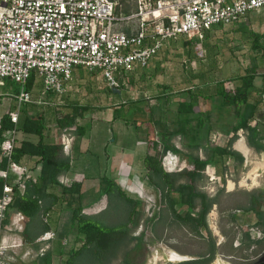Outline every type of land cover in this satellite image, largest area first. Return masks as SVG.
I'll return each mask as SVG.
<instances>
[{
    "label": "rangeland",
    "instance_id": "obj_1",
    "mask_svg": "<svg viewBox=\"0 0 264 264\" xmlns=\"http://www.w3.org/2000/svg\"><path fill=\"white\" fill-rule=\"evenodd\" d=\"M116 1L119 7L127 6L130 9L134 8V0ZM263 9H261L262 11L259 10V12L261 11L260 13L251 14L249 17L253 25H256L255 27L259 28L260 31L259 24L260 22H264ZM134 24L135 22L128 21L118 26L124 28L127 25L129 27L134 26ZM253 25L251 27H248L247 25L243 27L242 24L240 29L234 28L235 30L231 27L225 26L224 28H216L210 32L208 31L207 48L205 46L204 48H199L197 44L200 43V41L188 39L184 35H179L176 39L166 40L161 50L151 57L145 67L136 65V71L134 70L133 72H127L124 74L120 72L119 74H116V78L121 81V84L123 82L122 85L124 89L120 90L121 96L118 97L117 93L106 89L102 83H99L100 86L96 93H91L90 89L86 88L85 91H88L87 97L89 98V102H97L98 105L103 106L107 100H111L114 96H117L116 99L112 100L113 105L111 107H114L115 104L116 106L122 105V108L119 110V116L127 118H145L152 114V117H158L165 121V124L170 128H175L179 125L177 121L178 116L176 115L177 101L181 98H187V91H185V88L188 85L199 84L204 81L211 82L216 79L226 78L228 75L231 76L236 73H243V67L250 65L251 63H257L255 59H251L252 57L249 51H245L248 52L246 56L243 55L245 50V47H243L244 40L250 45L254 42V32L257 29H255ZM232 26L237 28L235 24ZM186 40H191L192 43L186 44ZM259 42L264 45V37H261ZM258 61L261 64L263 63L264 58L259 56ZM74 69H76L78 75H81L86 68L78 66ZM94 72L100 76L97 70ZM85 79L89 81V76L85 77L83 80ZM255 82L260 83L261 77L257 76ZM19 89L20 86L10 79H0V114L3 113L6 106H9L11 99L14 100L13 95L17 93ZM41 89L42 79L37 76H32V83L29 89L31 94L40 95ZM164 93L168 94L164 95ZM40 105L47 106L46 104ZM198 109L201 110L202 125L200 126V129L199 127L196 128L197 121L192 120L190 122V131L188 130L185 135L175 136L171 140V142L180 149V153L177 155L180 159L181 164L179 167L181 168L189 167L188 159L185 156V153L189 151L186 144L192 141V136L195 132H209L208 140L210 138L212 146L221 147L226 144L228 140V136L225 137L226 135L222 134L221 131L224 128H229L234 119L232 107H221L220 100L217 97H214L208 101L199 98ZM45 110L46 109L44 108L43 114H45L47 127H49L52 132L57 133V135L54 136L57 143H71L74 136L78 135L76 133V125L85 124L84 127L88 128L92 134L93 139L91 141H93V143H96L97 141H94V135H96V132L99 129H106V127H109L110 132H107L108 137L110 138L114 136L115 138L114 142L113 138H110L109 141V167L113 163L117 164L121 161L125 162V160L130 161V163L134 162L132 161L134 159L132 158V160H130V157L128 156L130 150L129 144L133 141L134 137L135 126L133 123H126L122 118L118 117L116 119L111 118L109 121H105V123L102 124L100 122L101 119L106 115V112L110 113V111L106 110L105 113H103L99 109H92L85 113L86 115L82 117L83 119L78 117V120H76L75 123L73 122L74 124L72 123L69 128L67 127L62 130V126L59 124L60 120L63 118L61 111L56 110L55 112H50ZM111 111L113 112V110ZM30 114L34 115V113L31 112ZM158 129L159 128L156 124L149 125L140 122V128L137 131V135L139 139H147L148 137L157 139ZM237 135V139L241 136H245L243 129H238ZM16 136L17 139H19L22 137V133L18 132ZM98 137L100 138V136ZM197 140L200 141V139ZM85 142H87V140ZM116 149H120L119 151L121 152L117 153L115 151ZM62 150L64 155L69 153L67 149L64 151L63 146ZM65 152L67 154H65ZM140 153V149L138 148L137 155ZM201 155L205 156V152H201ZM83 156L84 159L81 160V162L83 164L85 163L84 165L86 168H89L91 165L90 163H92L93 160H91V157L88 158L89 156H87V153ZM138 158L140 159L139 156ZM250 159L251 161L249 160L248 164L244 161V163L238 168L233 167L231 164L228 170H226L224 178L219 175V172H216V176L210 179L205 171H203L204 174L202 179L196 181L198 189L204 191L210 197L213 195L218 201L219 211L217 212L216 210V228L215 230L212 228L213 230L204 231L211 239L213 238V233H217L216 237L221 241V244L217 249L214 260L218 259L221 264H264L263 231L261 230V242L254 244L250 248H246L241 244L242 235L246 228L254 226L248 223V221L244 223L237 219L236 222H233L230 219V215L235 213V211L230 210L229 207L243 204V187H249L252 180H247L246 185H240L239 182L247 175L249 169L252 167V161H262L261 155L256 156L255 153L251 155ZM87 162L90 164L89 166ZM228 166H225L226 169ZM255 168L256 166L251 169V172L254 171ZM33 169L34 167L30 170L33 171ZM259 172L264 176V168L259 169ZM108 176H110V173H108ZM139 177L142 181L137 183V185L142 188V185L145 186V181L143 180L144 177L142 175ZM227 180H233L236 187V190L230 194L226 192ZM61 181L67 183L64 179H61ZM57 188L60 189V186H57ZM131 196L140 201V213L136 217L138 225L132 227L130 230L131 235L134 238L124 240L118 245H111V247L107 249L98 245L89 246L83 254L74 259L73 264L170 263L167 260L163 261V259H158L156 261L152 260L155 253L154 250L157 248L158 254L166 259L164 252L167 247L164 244L171 246L170 243H174L175 241L182 243L181 229L174 228L168 231L163 237V241H158L156 246H149L145 241V235L147 233L146 225L151 211L155 212L156 215L161 208L170 211L168 204L161 200V203L163 204L165 202L166 206L159 207V209L157 208L159 204V202L157 203V191L155 196L152 197V204L150 205L151 207L149 206V211H144V204H149L148 201L145 202L143 196H140V198L134 194ZM106 198L109 200L108 207L96 217H93L92 221L96 222L103 230L123 228L129 215V204L119 198L115 191L106 195ZM154 203H156V205H154ZM63 205L65 207L67 206L66 203H63ZM154 206L156 209H154ZM151 208L153 210H151ZM82 211L86 214L91 213L88 212V210ZM161 212L163 211L161 210ZM153 215L154 213L152 216ZM168 215L173 217L171 212ZM62 217L66 216L62 215ZM56 222H58V219ZM23 226V220L18 218V214L12 213L10 224L4 229H0V264H40L38 255L48 248H55L57 246L56 244L61 246V251L65 255L63 258H66L71 247H73L76 231L75 228L70 229L68 225L64 228L61 226L60 231H58L60 232L59 235L53 229L55 236L51 240L39 241L37 238L35 243L27 242L21 235L20 232L22 231ZM141 231L143 234L142 239L139 242L136 237L140 235ZM157 238L159 240L162 239L160 237ZM55 239L56 242H52V240L54 241ZM80 243L81 242H78V245H80ZM35 244L38 245V248L35 247ZM203 247L206 248V245ZM199 248L202 247H195L193 249L198 250ZM56 255L59 256V254L53 255L52 263H57L59 261V257ZM169 257L171 259L181 258L180 255L172 251L170 252ZM60 262H64V259Z\"/></svg>",
    "mask_w": 264,
    "mask_h": 264
},
{
    "label": "trees",
    "instance_id": "obj_2",
    "mask_svg": "<svg viewBox=\"0 0 264 264\" xmlns=\"http://www.w3.org/2000/svg\"><path fill=\"white\" fill-rule=\"evenodd\" d=\"M134 8L130 9L127 6L119 7L118 3L115 6V13L128 14ZM234 24L222 25L218 24L213 26L210 30L216 28L231 27L233 30ZM238 24H236L237 26ZM235 28V29H234ZM205 33L204 39L197 44L200 48H207V35ZM260 35L254 34V42L249 45V50L253 53L252 59L261 56L264 58V45L259 42ZM191 40H186V44H191ZM258 66L255 63L243 73H236L226 78L216 79L211 82L204 81L199 84H191L185 88L187 91V98L180 100L176 106V115L179 125L175 128H170L165 124L162 119H156L154 122L158 126L157 136L158 139L148 137V149L142 158L144 167L147 170V176L150 181L159 189L161 200H165L168 204L169 210L175 220L181 224L186 225L187 228L200 235L201 229L209 230L207 225V214L209 213L214 199L198 189L196 181L202 179L203 171L206 164L215 158H218V164L223 162L226 158L234 157L238 164H242L243 156L236 150L232 149V143L237 139L238 129H245L248 132V140L256 149L264 150L263 133L257 124L250 125L249 122L256 120L261 115V109L264 106V100L261 94L256 95L255 78L258 73ZM96 74L94 71H90ZM263 83L261 89H264V76H262ZM32 83V76L28 81L27 89L31 94L30 86ZM90 89V88H89ZM108 90L112 91L111 88ZM255 92V93H254ZM47 93L45 96L48 97ZM168 93H164L167 95ZM31 97L33 102L29 105L34 106L37 100H34V95ZM40 97V96H39ZM217 97L220 100L221 107H232L234 119L231 122L227 134L228 140L225 146L216 147L209 152V157L200 158L197 151L201 146L199 137L200 132H195L192 136V141L187 143L189 152L185 153L188 159L189 167H183L178 171L168 172L163 169L162 157L168 151L180 153V149L171 143L173 137L178 135H185L189 128L190 122L196 120V128L202 125L201 110L198 109V99L204 100ZM88 105V104H87ZM85 106L71 105L66 111L70 113L69 116H64L59 124L62 127H69L77 116H82ZM14 108V105L11 109ZM119 107L113 108V118H122L126 123H136L139 119L127 118L119 116ZM10 110V109H9ZM8 110V111H9ZM8 111L0 115V143L5 137V133L16 128L17 132L23 134H32L37 136V140L33 141L28 138L16 139L15 145L11 152V159L16 162H23L26 158H35L36 164L40 165V170L36 176V180L31 179L26 181L24 191H20L16 183L13 182V175L10 174L5 178L0 173V197L3 194V184L10 183L12 185L11 199L6 204L2 217L0 218V229H4L11 222L12 213H20L23 215L24 226L21 235L27 242L35 243L37 238L44 232L51 230L54 225L52 219V212L55 206L62 203L67 204L70 209V220L75 227L76 235L75 242L77 244L72 247L65 258L64 262L52 263L53 252L50 248L46 249L41 255H38L40 264H73L74 259L88 249L89 246L98 245L107 249L111 245H118L122 241L129 238H134L131 235V228L138 225L137 215L140 213L138 205L133 198H130L112 179L106 175L100 177L101 187L100 192L108 195L110 192L115 191L129 206V215L123 228L103 230L96 222L92 221L93 216L84 213L83 206L80 199L81 182H73L70 185H64L59 181V175L65 173L69 169V156L63 154L62 144L57 142L45 141L47 121L43 110H34V115L30 114L32 107H23L19 113V118L14 124ZM80 114V115H78ZM146 120H141L144 123ZM73 123V124H74ZM85 127L83 125H76V133L82 135ZM190 131V130H189ZM230 132V133H229ZM197 138V139H196ZM7 165V158L1 157L0 170H4ZM225 166L218 167V172L224 174ZM60 186V193L54 190ZM61 198V200L59 199ZM60 200V202H58ZM180 202L188 207V210L181 215L175 209L176 202ZM193 210H196L195 212ZM49 212L48 221L45 222L42 215ZM259 224L263 226L264 233V220H260ZM143 232L136 237L140 242ZM78 242H81L78 245ZM261 242V238H252L248 230H245L242 235L241 244L250 248L254 244ZM38 248V245L35 244ZM214 243H209V252L202 254L196 258L181 261L173 264H211L216 254ZM61 254V252H59Z\"/></svg>",
    "mask_w": 264,
    "mask_h": 264
},
{
    "label": "built area",
    "instance_id": "obj_3",
    "mask_svg": "<svg viewBox=\"0 0 264 264\" xmlns=\"http://www.w3.org/2000/svg\"><path fill=\"white\" fill-rule=\"evenodd\" d=\"M135 10L116 14V0H0V79L8 78L20 89L13 95L14 108L8 111L16 124L23 107L33 102L27 89L31 76L42 79L40 95L61 94L73 77L75 67L97 70L111 89H117L120 72L134 65L145 67L166 40L184 35L202 41L213 26L237 24L250 12L264 8V0H134ZM133 21L134 26L118 25ZM120 105L115 104V107ZM15 127L5 133L0 155L7 165L3 177L13 175V182L24 191L26 181L36 180L31 170L11 159L17 139ZM68 148L66 142L61 143ZM177 153L168 150L162 165L171 167ZM40 170V168H39ZM206 166L211 178L215 173ZM12 185L3 184L0 218L11 199ZM18 218L24 220L23 215ZM48 221L49 212L42 215ZM251 237L260 238L261 229L247 228ZM53 230L44 232L39 241L51 240ZM42 254V253H41ZM40 254V255H41Z\"/></svg>",
    "mask_w": 264,
    "mask_h": 264
},
{
    "label": "crops",
    "instance_id": "obj_4",
    "mask_svg": "<svg viewBox=\"0 0 264 264\" xmlns=\"http://www.w3.org/2000/svg\"><path fill=\"white\" fill-rule=\"evenodd\" d=\"M260 12L259 11H253V12H250L247 15H245L240 20V22L237 23L238 25H237L236 29H240L242 24H243V27L245 25H247L248 27H251L253 25V23H252L251 19L249 18L250 15L254 14V13H260ZM255 26L256 25H253V27L257 30H255L254 34L260 35V38L264 37L263 36L264 35L263 34L264 33V22H260V24H259L261 31L259 30V28H256ZM249 45L250 44H248V42H246V40H244V42H243V47H245L244 52L249 51L251 53V57H252L253 53L249 50V48H248ZM244 52H243V55L246 56V54H248V52H245V53ZM258 58L259 57L255 58V61H257L256 65L258 66V71H259L257 73V76L261 77V82L260 83L255 82V87H256L255 91L257 92L256 95L261 94V96L263 97V100H264V89L263 90L261 89L262 88L261 84L263 83L262 76H264V61H263V63L260 64L258 61ZM251 64L243 67V74L247 71V69L249 67H251ZM135 68H136V65H134L133 69L131 71H129L128 73L133 72L134 70L136 71ZM73 71H74L73 77L70 81H68L66 83V89L63 93H61V94L53 93V94H50L48 97H46L45 95L41 96L39 94H32V96L34 95V97H33L34 100H37V104L32 106V105H29L30 103H28L25 105V107H29V106L32 107L31 113H34V110H39V111L44 110V108L46 109L45 111H50V112H55L56 110H60L61 113L63 114L62 117H64V116L70 115V113H67L66 111L70 108L71 105H78L81 107V106H85L88 104L87 107L84 108V110L82 112V116H77L75 118V121L78 120V117H81L80 119H83L82 117H84L86 115L85 113L88 112L89 110H92V109L93 110L99 109L103 113H105L106 110L110 111V113H107V112L105 113L106 115L103 116V119L105 118L104 120L101 119L100 122L102 124H104L105 121H109L111 118L113 119V112L111 110H113V108H115V106L111 107L113 105L112 100L116 99L117 96H114L113 99H111V100H107L105 102V104H103V106H102V105H98L97 102L96 103L95 102H89V98L87 97L88 91H85L86 88H88V89L90 88L91 93L98 92V87L100 86L99 83L100 84L102 83V85L106 89H109V87L106 85V83L103 81V79L97 74L90 73V70L85 69L81 73V75H78L76 73V69H74ZM87 76H89V81L86 79L83 80ZM228 77H229V75H228ZM122 84H123V82H122ZM122 84H120V86L117 88V91H113L114 93H117L118 97L121 96L120 90L124 89ZM180 100H184V99L181 98ZM208 100L209 99H207L206 101H208ZM177 103H178V101H177ZM14 104H15L14 100L11 99L9 106H6L3 113L8 111L9 109H11ZM40 104H46L47 106H43ZM260 112H261V115H259L256 118V120L250 121L249 124L250 125L257 124L258 127L261 129L263 135H264V106L262 107ZM150 113H152V112H150ZM109 114H110V116H109ZM78 115H80V114H78ZM136 119H139V121L134 123V126H135L134 137H133V141L130 142V144H129L130 150H129V155H128L130 157V160H132V158L134 159V160H132V161H134L133 162L134 165H133V163H130V161L125 160V162L121 161L117 164L113 163L109 167V165H108V161L110 158V152L108 149L109 141H110V138H113V142L115 141L114 136L110 137V138L108 137L107 132H110L109 127H106V129H99L96 132V135H94V139H95L94 141L97 140L96 143H93V141H91L93 138H92V134L88 128H85L84 133L82 135L74 136V139L72 140L71 143H67L68 144L67 150L69 153L67 154L65 152V154H67L66 156H69V158H70L69 169L67 172L61 173L59 175V181L61 183H63L64 185H70L73 182H81V187H80L81 204L83 206V210H88V212H91L90 214H88L90 216L96 217L99 213H101L104 209H106L108 207V204H109V200L106 198V195L102 194L100 192V187H101L100 177L102 175H106L107 177L112 179L130 198H133L136 202V205H138V209H139V202L140 201L137 198L131 196L132 194L138 196V198H140V196H143L144 201L145 202L148 201L149 204H146V203L144 204L145 205L144 211H149V209L151 207L150 205L152 204L151 203L152 197L155 196V193L157 191H158L157 203L159 202L157 208L159 209V207L166 206L165 200H163V201H165L163 204L161 203L162 201H161V197H160V191L148 178L147 170L144 167V164L142 161V158L145 155V153L147 152L146 150L148 149L147 139H143V138L139 139V137L137 135V131L140 128V121L141 120H146L144 122L146 124L154 125L155 124L154 121L156 119H159V118L158 117H152V114H150L149 116H146L145 118H136ZM84 125L85 124L83 123V126ZM66 128L67 127H62L61 129L63 130ZM45 131H46V135L44 138L45 141L57 142L54 139V136H56L57 133L52 132L49 127H47V129ZM227 131H228V128H224V129H222L221 133L225 134L226 135L225 137H227V136H229V134H227ZM243 131H244L245 136H243V137L241 136L240 138H238L235 141L234 144L232 143V146H231L232 149L238 151L243 156V162L242 163H244V161H245V163L248 164L249 160L251 161L250 157H251V155H253V153H255L256 156L261 155L262 161H260V162L252 161V164H253L252 167L249 169L247 175L244 176L243 179L239 182L240 185L241 184L246 185L247 180H249V179L252 180V183L249 187H243V204H237V205L229 207L230 210L235 211V213H232V215H230V219L233 222H236L237 219L241 220L244 223L248 221V223L252 224L253 226H256L257 228H259L263 231V226L261 224H259V221L264 220V176L259 172V169L264 168L263 167L264 150L256 149L251 143H249V140L247 138L248 132L245 129H243ZM200 133H201V136L199 137V139H200L201 146L198 148L197 151H194V152L198 153L200 158L204 159V158L209 157L210 150H212L218 146H212V144L210 143V138L208 140V133L209 132L205 133V132L201 131ZM98 136H100V138ZM20 138H28V139H31L33 141L37 140V136L32 135V134H23L22 133V137H20ZM86 140H87V142H85ZM241 140H242L243 148H237L236 143L238 141H241ZM262 141L264 143V137H263ZM225 145L226 144H224L223 146H225ZM138 148L140 149L141 153L137 155ZM119 150L120 149H116L115 151L117 153H120L121 151H119ZM113 152H114V149H113ZM122 152H124V151H122ZM201 152L202 153L205 152V156L201 155ZM86 153H87V156H89L88 158L91 157L92 158L91 160H93V162L90 163L91 165L88 164V162H87L88 166L90 165L89 168H86V166L84 165L85 163L83 164L81 162V160L84 159L83 155H85ZM121 154H123V153H121ZM177 154H179V153H177ZM138 156L140 157V159L138 158ZM137 159H138V164H137ZM0 160H1V155H0ZM35 160H36L35 158H26L23 160V162H21V164L26 165L29 169L34 167L33 171L31 170V172H32V174H35L37 176L39 173L40 165L36 164ZM217 160H219V159L216 158V156H215V158L210 160L206 164V166L209 167V170H208L209 172H210V170H212V172L216 174V172H218L219 166H221V165L228 166L229 165L227 167V169L225 167L223 175H222V173L219 172V175L222 178H224V176L226 175V170H228V168L231 166V164L235 168H238L239 166L242 165V164H238V162L235 160L234 157L226 158L223 162H220L219 164H218ZM180 164H181L180 159L178 158L177 164L175 166L172 165L169 168L164 166V165H162V166H163V169L165 171L174 172V171H178L181 169V167H179ZM254 166H256V168L254 171L251 172V169ZM108 173H110V176H108ZM141 175L144 177L143 180L145 181V186L142 185L141 186L142 188H140L137 185V183H140L142 181L141 178L139 177ZM61 179L66 180L67 183L62 182ZM254 181H255V183H254ZM226 186H227L226 192H228L229 194L234 192V190H236V187H235L233 180H227ZM54 190L56 191V193H60L59 188L56 187ZM118 197L121 198L119 195H118ZM211 197H213L214 203H213L209 213L207 214L206 220H207V225L209 226V230H211L212 228L215 230L216 224H217V222H216V210H217V212L219 211L218 210V201L216 200V198L213 195ZM59 199L61 200V198H59ZM60 200H58V202H60ZM63 203H65V202H63ZM63 203H62V206L60 208H59V204H57L55 206V209L52 212V219H53L55 225H54V227L51 228V230L54 229L58 235L60 234V232H58V231H60L61 226L64 228V227H66V225H68V227L70 229L75 228L74 225L71 223V220H70V209L67 208V206L65 207L63 205ZM154 205H156V203H154ZM154 209H156L155 206H154ZM175 209L177 210L178 213L183 215L188 210V207L177 201L175 204ZM151 210H153V209L151 208ZM161 210L163 212H161ZM193 211L195 212L196 210H193ZM153 213H154V215L152 216ZM157 213L158 214L156 215L155 212L151 211L150 217H148V220H147L148 221V223L146 225L147 233L145 235V241L147 242V244L149 246H156L158 241H163V237L165 236V234L174 228L175 229H181L182 243L175 241L174 243H170L171 246L164 244L167 247L166 251L164 252V254L166 255L165 256L166 259L163 258L162 255L158 254V252H157L158 250H157V248H155V250H154L155 253L152 257V260L156 261L158 259H163V261L167 260L170 262L169 264H173V263H178L181 261L193 259V258H196V257L202 255V254H207L209 252V243L211 241L214 243V246L216 247L215 252L217 253V249L219 248V245L221 244V241L216 237L217 233H213V235H212L213 238L211 239L207 236L206 232L204 231L205 229H201L200 230L201 234L197 235L195 232L190 231L186 225L181 224L179 221L175 220L173 217L168 215V214H170V211H168L167 209L161 208ZM62 215L66 216V217H62ZM57 219H58V222H56ZM245 230H247V228ZM153 232H154V234H153ZM157 237H160L162 239L159 240ZM52 242L55 243L56 239L54 241L52 240ZM76 244H77V242H75V240H74L73 247ZM56 245L57 246L55 248L54 247L50 248L53 252V255L59 254V252H61V254H59V256L56 255L57 257H59L58 262H60L62 259L65 260V258H63L65 255L61 251L62 250L61 246L59 244H56ZM205 245H206V248L203 247ZM195 247H197V248L202 247V248H199L198 250H196V249H193ZM171 251L180 255L181 258L171 259L169 257V254ZM216 260H218V259H216Z\"/></svg>",
    "mask_w": 264,
    "mask_h": 264
},
{
    "label": "bare ground",
    "instance_id": "obj_5",
    "mask_svg": "<svg viewBox=\"0 0 264 264\" xmlns=\"http://www.w3.org/2000/svg\"><path fill=\"white\" fill-rule=\"evenodd\" d=\"M236 147L237 148H243V144H242V140L241 141H238L236 143ZM211 264H221L219 260H215L214 262H212Z\"/></svg>",
    "mask_w": 264,
    "mask_h": 264
},
{
    "label": "water",
    "instance_id": "obj_6",
    "mask_svg": "<svg viewBox=\"0 0 264 264\" xmlns=\"http://www.w3.org/2000/svg\"><path fill=\"white\" fill-rule=\"evenodd\" d=\"M112 91H117V89H112Z\"/></svg>",
    "mask_w": 264,
    "mask_h": 264
}]
</instances>
